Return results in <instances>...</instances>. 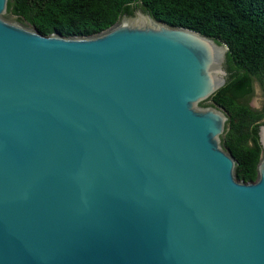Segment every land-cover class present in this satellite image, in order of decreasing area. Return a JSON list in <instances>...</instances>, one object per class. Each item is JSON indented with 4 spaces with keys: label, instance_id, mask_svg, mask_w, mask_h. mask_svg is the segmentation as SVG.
<instances>
[{
    "label": "water",
    "instance_id": "water-1",
    "mask_svg": "<svg viewBox=\"0 0 264 264\" xmlns=\"http://www.w3.org/2000/svg\"><path fill=\"white\" fill-rule=\"evenodd\" d=\"M0 0V264H264L255 181L223 146L229 47L137 8L44 35Z\"/></svg>",
    "mask_w": 264,
    "mask_h": 264
},
{
    "label": "trees",
    "instance_id": "trees-1",
    "mask_svg": "<svg viewBox=\"0 0 264 264\" xmlns=\"http://www.w3.org/2000/svg\"><path fill=\"white\" fill-rule=\"evenodd\" d=\"M137 8L229 47L227 84L209 100L229 116L222 140L237 161V178L255 181L264 107L254 109L246 99L254 92L255 78L264 88V0H10L8 14L44 35L81 36L99 33Z\"/></svg>",
    "mask_w": 264,
    "mask_h": 264
},
{
    "label": "rangeland",
    "instance_id": "rangeland-1",
    "mask_svg": "<svg viewBox=\"0 0 264 264\" xmlns=\"http://www.w3.org/2000/svg\"><path fill=\"white\" fill-rule=\"evenodd\" d=\"M11 17H15L14 15H11ZM246 102L254 109L262 110L264 107V88L261 84V82L255 78L254 79V92L253 94L246 99ZM212 104L211 100H208L204 103V105H210ZM264 121V120H263Z\"/></svg>",
    "mask_w": 264,
    "mask_h": 264
}]
</instances>
